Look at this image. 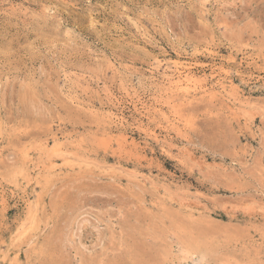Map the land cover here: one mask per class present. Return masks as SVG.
Segmentation results:
<instances>
[{
  "label": "rangeland",
  "instance_id": "374dc122",
  "mask_svg": "<svg viewBox=\"0 0 264 264\" xmlns=\"http://www.w3.org/2000/svg\"><path fill=\"white\" fill-rule=\"evenodd\" d=\"M0 264H264V0H0Z\"/></svg>",
  "mask_w": 264,
  "mask_h": 264
}]
</instances>
